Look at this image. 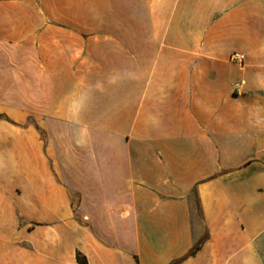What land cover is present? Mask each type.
Instances as JSON below:
<instances>
[{
  "label": "crops",
  "instance_id": "obj_1",
  "mask_svg": "<svg viewBox=\"0 0 264 264\" xmlns=\"http://www.w3.org/2000/svg\"><path fill=\"white\" fill-rule=\"evenodd\" d=\"M0 82V264H264V0H0Z\"/></svg>",
  "mask_w": 264,
  "mask_h": 264
},
{
  "label": "rangeland",
  "instance_id": "obj_2",
  "mask_svg": "<svg viewBox=\"0 0 264 264\" xmlns=\"http://www.w3.org/2000/svg\"><path fill=\"white\" fill-rule=\"evenodd\" d=\"M17 65H19V64H13L12 65V67H13V69L14 70H16L17 68L16 67H18ZM19 68V67H18ZM1 82H3V80H1ZM0 82V83H1ZM11 85H12V94H13V98H19V94L17 93V88H19L20 86V78H17V77H13V79L11 80Z\"/></svg>",
  "mask_w": 264,
  "mask_h": 264
},
{
  "label": "built area",
  "instance_id": "obj_3",
  "mask_svg": "<svg viewBox=\"0 0 264 264\" xmlns=\"http://www.w3.org/2000/svg\"><path fill=\"white\" fill-rule=\"evenodd\" d=\"M230 60L233 64H237L239 66H244V61H245V55L243 54H238V53H233L230 57Z\"/></svg>",
  "mask_w": 264,
  "mask_h": 264
},
{
  "label": "trees",
  "instance_id": "obj_4",
  "mask_svg": "<svg viewBox=\"0 0 264 264\" xmlns=\"http://www.w3.org/2000/svg\"><path fill=\"white\" fill-rule=\"evenodd\" d=\"M206 239H207V236H205L198 244H196L194 248L189 252L187 257L194 256L197 253V251L201 248V246L203 245Z\"/></svg>",
  "mask_w": 264,
  "mask_h": 264
}]
</instances>
